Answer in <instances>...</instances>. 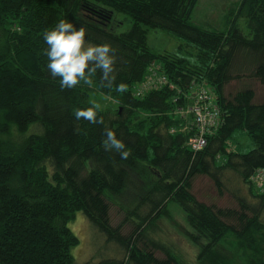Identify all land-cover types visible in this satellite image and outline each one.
<instances>
[{
    "label": "trees",
    "instance_id": "16d2710c",
    "mask_svg": "<svg viewBox=\"0 0 264 264\" xmlns=\"http://www.w3.org/2000/svg\"><path fill=\"white\" fill-rule=\"evenodd\" d=\"M199 2L0 0V264H264V188L258 190L264 102L251 86L227 93L244 79L264 86V0L235 1L224 30L191 21ZM60 19L82 27L87 41L111 46L110 87L99 69L92 86L72 89L51 76L43 33ZM151 29L192 44L199 56L154 53ZM155 77L165 82L137 97ZM120 83L127 85L123 92ZM192 83L209 87L221 113L202 151L190 146L194 127L170 131L184 124L177 112ZM95 92L111 96L118 108L98 109L103 123L77 120L74 110L93 107ZM108 130L124 144L126 158L103 146ZM240 131L255 146L245 154L233 147ZM202 177L233 195L239 209L200 201L194 185ZM171 205L180 208L188 229L179 230L198 250L188 261L157 236ZM78 214L99 240L97 256L84 263L73 254L81 245L70 226Z\"/></svg>",
    "mask_w": 264,
    "mask_h": 264
},
{
    "label": "rangeland",
    "instance_id": "374dc122",
    "mask_svg": "<svg viewBox=\"0 0 264 264\" xmlns=\"http://www.w3.org/2000/svg\"><path fill=\"white\" fill-rule=\"evenodd\" d=\"M235 1L238 0H200L192 15L191 21L194 24L208 30H224L227 28L225 25V17L228 14V11L231 10ZM237 25L243 33L248 36L249 30L246 20L239 19L237 21ZM126 26L128 25L126 24L124 27ZM147 43L151 50L157 54L176 53L190 61H194L197 56H199V51L192 44H189L186 41L172 36L162 30L151 29L147 31ZM241 86L253 87L256 93V101L261 103L264 102V86L256 80L247 81V79H244L241 84L233 82L229 85L227 93H235ZM90 102L93 105H100L99 109L103 111L114 112L118 108V104L111 98V96L98 92L91 94ZM233 140L235 141L233 142V147H237L234 149L243 154L248 153L255 148L249 135L243 133L242 131L237 132ZM263 188L264 185L262 186V184L258 183V190L260 192H262ZM228 189H232L231 185L228 186ZM244 193H246V190ZM194 194L200 201L208 205L214 203L221 208H229L231 210L239 209L233 195L227 193L226 191L219 193L214 183L206 177L199 178L195 182ZM113 211V214L118 212L117 209H114ZM161 220L162 222L159 223V227L157 229H164V231L158 232L157 236L162 233L168 239L165 241L168 243L170 242L178 249H181L183 254L187 255V257H185L187 261L193 259L198 250L196 251L195 247L188 242L182 231L179 230L188 229L187 223L184 220V215L180 208L175 205H171L169 208V214ZM115 222L119 223L120 221H114V223ZM70 226L81 239V245L78 249L73 251V254L76 252L77 258L80 260L79 262L84 263L85 261L90 260L93 256H97L96 252L98 249L95 248V245L97 246L99 244V240L96 239L95 241V236L93 234L94 231L92 230L93 228L90 222L84 216L78 214L76 221L71 223ZM231 242H235L234 238H232ZM109 253L113 255L111 251H109Z\"/></svg>",
    "mask_w": 264,
    "mask_h": 264
},
{
    "label": "clouds",
    "instance_id": "9594fccd",
    "mask_svg": "<svg viewBox=\"0 0 264 264\" xmlns=\"http://www.w3.org/2000/svg\"><path fill=\"white\" fill-rule=\"evenodd\" d=\"M43 41L47 45L44 50L47 57L46 68L52 77H59L61 89H72L83 82L89 86L94 84L93 75L97 69L102 73L101 80L105 87H110L115 79L111 74L114 71L115 57L111 54L113 49L108 44H93L86 40L85 30L77 28L72 22L60 19L54 28L43 33ZM127 85L120 83L117 91L123 92ZM100 105L86 109H75L74 116L77 120L83 118L91 123H103L97 119V110ZM103 146L105 149L120 151L126 158L129 153L122 151L124 144L117 139L111 130L105 132Z\"/></svg>",
    "mask_w": 264,
    "mask_h": 264
},
{
    "label": "built area",
    "instance_id": "2783aa9c",
    "mask_svg": "<svg viewBox=\"0 0 264 264\" xmlns=\"http://www.w3.org/2000/svg\"><path fill=\"white\" fill-rule=\"evenodd\" d=\"M162 82L164 83L165 79H156V77L153 81L149 79L147 83L138 88L136 96L143 97L155 86L159 87ZM208 88L206 85L192 83L191 93L186 96V105L179 108L177 112L182 116L184 124L180 128L170 130L172 134H176L179 130L186 131L190 126L194 127L195 133L189 142L193 151H202L207 145V136L215 133L221 124L220 110Z\"/></svg>",
    "mask_w": 264,
    "mask_h": 264
}]
</instances>
